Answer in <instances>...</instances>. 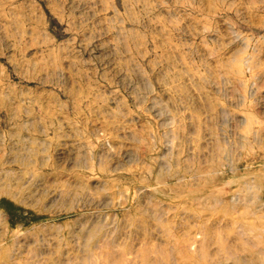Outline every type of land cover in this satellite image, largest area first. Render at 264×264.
Instances as JSON below:
<instances>
[{
  "label": "rangeland",
  "instance_id": "374dc122",
  "mask_svg": "<svg viewBox=\"0 0 264 264\" xmlns=\"http://www.w3.org/2000/svg\"><path fill=\"white\" fill-rule=\"evenodd\" d=\"M0 264H264V0H0Z\"/></svg>",
  "mask_w": 264,
  "mask_h": 264
}]
</instances>
